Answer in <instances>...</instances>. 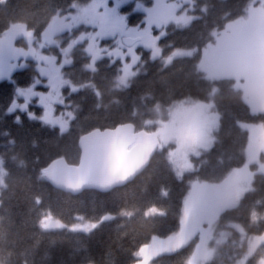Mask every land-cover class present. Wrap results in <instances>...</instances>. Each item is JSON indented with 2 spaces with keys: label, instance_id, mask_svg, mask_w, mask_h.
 Instances as JSON below:
<instances>
[{
  "label": "trees",
  "instance_id": "16d2710c",
  "mask_svg": "<svg viewBox=\"0 0 264 264\" xmlns=\"http://www.w3.org/2000/svg\"><path fill=\"white\" fill-rule=\"evenodd\" d=\"M89 0H0V36L12 24H24L39 35L51 18L73 10ZM135 1L145 6L153 0H132L122 8L128 25H142L144 13L134 11ZM256 0H192L185 11L194 16L186 25L165 24L158 39L161 57L138 48L137 72L128 84L116 87L120 61L102 56L95 68L86 67L89 55L77 45L65 77L81 85L75 92L64 90L67 107L73 111L68 130L61 132L25 113L7 112L15 86H27L35 73L32 65L0 81V160L5 171L0 185V264H133L139 250L154 237H167L180 225L183 199L192 180L217 183L245 161L248 132L240 122L262 123L264 112L252 113L234 79L211 80L200 68L202 48L213 41L214 32L245 14ZM123 43V42H122ZM176 48H193L190 56L175 57L168 64L163 57ZM213 109L218 125L213 142L199 155L191 156L193 169L178 176L167 149H157L149 164L129 183L107 192L83 190L72 195L54 188L45 177L46 167L63 159L69 165L79 161V140L94 129L131 123L135 131L153 133L154 107L167 108L181 101H208L213 88ZM37 110L40 108L36 107ZM252 169L255 165L250 166ZM155 208L158 212L149 213ZM50 214L71 224L82 218L101 221L89 232L67 228L43 229L40 219ZM232 224L243 229L240 232ZM216 232L226 230V240L217 246L207 264H235L247 241L264 232V174L254 173L251 188L237 204L220 212ZM192 242L154 257L149 264H186ZM264 257V243L245 264H257Z\"/></svg>",
  "mask_w": 264,
  "mask_h": 264
},
{
  "label": "rangeland",
  "instance_id": "374dc122",
  "mask_svg": "<svg viewBox=\"0 0 264 264\" xmlns=\"http://www.w3.org/2000/svg\"><path fill=\"white\" fill-rule=\"evenodd\" d=\"M130 1L89 0L73 5V10L53 16L39 35L21 23L9 26L0 36V81L11 79L15 72L31 65L35 73L29 85L15 86L7 112L16 113L17 118L19 113H25L61 132L68 130L73 111L67 107L64 90L75 92L81 87L65 77L74 47L80 45L89 55L86 67L90 70L102 56L119 60L121 71L115 86L122 87L138 71L135 67L140 59L138 48L150 50L151 58L161 57L158 39L163 34L162 27L169 22L186 25L194 18L183 7L192 0H153L149 6L135 1L133 9L144 13V21L142 25L130 26L127 12L122 10ZM256 1L244 15L213 33V41L202 48L199 63L211 80L234 79V87L242 91L252 113L264 112V0ZM125 37L139 39L125 46L122 43ZM194 52L193 48H176L162 59L168 64L175 57L190 56ZM215 91L214 87L208 101L181 100L167 108L155 106L154 117L147 120L148 124H156L158 149H167L168 159L179 177L193 169L191 156L199 155L213 142L212 131L219 119L213 109ZM240 126L248 132L244 163L217 183L192 180L183 199L177 232L154 237L139 250V259L133 264H149L154 257L173 252L190 241L186 264H207L212 259L217 246L228 236L226 230H215L218 215L235 206L240 196L251 188L254 173L264 174V125L240 122ZM251 165L255 167L252 169ZM4 175L0 160V185L4 184ZM156 212L155 208L149 210L150 214ZM113 217L106 214L97 221L79 217L66 224L45 214L39 225L43 229L89 232L101 221ZM232 226L243 231L236 224ZM261 243H264V232L247 241L244 255L235 264H245ZM257 264H264V257Z\"/></svg>",
  "mask_w": 264,
  "mask_h": 264
},
{
  "label": "water",
  "instance_id": "95a60500",
  "mask_svg": "<svg viewBox=\"0 0 264 264\" xmlns=\"http://www.w3.org/2000/svg\"><path fill=\"white\" fill-rule=\"evenodd\" d=\"M139 38L125 37V46ZM154 133L135 131L133 124L94 129L79 140L78 164L63 159L51 162L45 169L50 184L63 192L77 195L83 190L107 192L132 181L140 174L158 149Z\"/></svg>",
  "mask_w": 264,
  "mask_h": 264
},
{
  "label": "snow or ice",
  "instance_id": "6c2138e0",
  "mask_svg": "<svg viewBox=\"0 0 264 264\" xmlns=\"http://www.w3.org/2000/svg\"><path fill=\"white\" fill-rule=\"evenodd\" d=\"M12 107H15V104H13Z\"/></svg>",
  "mask_w": 264,
  "mask_h": 264
}]
</instances>
